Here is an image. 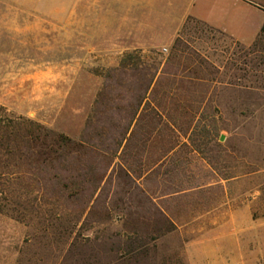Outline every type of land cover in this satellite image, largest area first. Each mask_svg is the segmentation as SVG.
Wrapping results in <instances>:
<instances>
[{
    "label": "rangeland",
    "instance_id": "obj_1",
    "mask_svg": "<svg viewBox=\"0 0 264 264\" xmlns=\"http://www.w3.org/2000/svg\"><path fill=\"white\" fill-rule=\"evenodd\" d=\"M93 14L86 0H0V106L93 146L73 186L34 193L22 221L0 213V264H204L219 239L230 262L233 238L263 229L264 34L190 22L179 48L121 49L133 36L88 34ZM169 58L177 75L137 108Z\"/></svg>",
    "mask_w": 264,
    "mask_h": 264
},
{
    "label": "crops",
    "instance_id": "obj_2",
    "mask_svg": "<svg viewBox=\"0 0 264 264\" xmlns=\"http://www.w3.org/2000/svg\"><path fill=\"white\" fill-rule=\"evenodd\" d=\"M88 34L115 36L113 42L129 38L121 49H155L159 43L176 38L184 23L200 22L231 38L247 42L254 39L264 25V0H86ZM92 29V30H91ZM167 36V37H165ZM112 42V43H113ZM259 238L247 236L246 243L234 237L236 258L230 262L223 255L227 249L218 240V252L204 264H264V220ZM199 264V263H198Z\"/></svg>",
    "mask_w": 264,
    "mask_h": 264
},
{
    "label": "trees",
    "instance_id": "obj_3",
    "mask_svg": "<svg viewBox=\"0 0 264 264\" xmlns=\"http://www.w3.org/2000/svg\"><path fill=\"white\" fill-rule=\"evenodd\" d=\"M190 22L197 21L189 19L184 23L174 41L176 48L184 45L183 34ZM259 33L264 34V25ZM172 58L151 67L153 70L147 79L143 76L137 108L142 105L154 82L177 75V72H172ZM150 71L147 70V73ZM135 116L136 113L131 115L130 123ZM125 140L126 134L120 139L114 154ZM92 147L85 139L74 142L31 119L10 115L0 106V213L14 214L16 220L22 221L23 216L15 215V212L21 211L25 205L40 202V197L30 198L34 193L38 195L60 187L59 180L63 177L67 187L73 186L76 170L72 168V163L78 156H87ZM97 185L95 187L98 188Z\"/></svg>",
    "mask_w": 264,
    "mask_h": 264
},
{
    "label": "water",
    "instance_id": "obj_4",
    "mask_svg": "<svg viewBox=\"0 0 264 264\" xmlns=\"http://www.w3.org/2000/svg\"><path fill=\"white\" fill-rule=\"evenodd\" d=\"M221 140H222V138H221Z\"/></svg>",
    "mask_w": 264,
    "mask_h": 264
}]
</instances>
